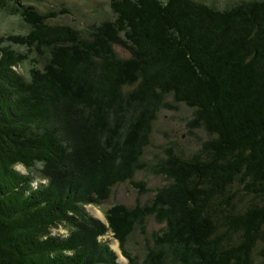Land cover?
<instances>
[{"label": "trees", "instance_id": "16d2710c", "mask_svg": "<svg viewBox=\"0 0 264 264\" xmlns=\"http://www.w3.org/2000/svg\"><path fill=\"white\" fill-rule=\"evenodd\" d=\"M0 8L13 15L23 9L29 29L0 35V264H118L100 237L110 230L115 209L120 218L113 221L120 226L132 206H112L106 222L85 211L89 203L101 208L96 194L109 199L92 172L103 169L97 165L102 159L86 160L76 144L73 151L63 128L54 126V112L76 98L93 120V108L100 109L107 129L109 110L125 85L147 116L157 99L172 96L194 109L212 136L205 154L181 157L160 172L173 182L169 194L164 197L163 188L155 197L163 192L173 204L181 200L179 237L193 238L212 264H264V0L224 10L198 0H110L112 20L90 38L54 23L65 10L42 13L23 0H0ZM116 45L130 58L120 57ZM31 52L44 75L23 73ZM147 116L136 110L127 131L114 139L122 141L126 132L128 142L148 135ZM64 161L89 176L56 174L51 167ZM119 171L129 177L116 183L133 182L126 168ZM147 204L135 208L136 220L152 217ZM59 228L66 234L53 232ZM112 229L121 244L129 243V231ZM166 243L160 252L180 247Z\"/></svg>", "mask_w": 264, "mask_h": 264}, {"label": "rangeland", "instance_id": "374dc122", "mask_svg": "<svg viewBox=\"0 0 264 264\" xmlns=\"http://www.w3.org/2000/svg\"><path fill=\"white\" fill-rule=\"evenodd\" d=\"M198 1L224 10L254 0ZM23 2L42 13L68 11L67 14L61 13L54 23L77 27L86 38L93 36L91 34L96 32L94 29H101L100 23L105 20H112L113 17L110 0H23ZM19 10L22 11L23 9ZM20 11L13 15L10 9L3 11L0 8V35H26L28 33V25ZM94 25H97V28H93ZM116 51L120 57L130 58L129 51L121 45H116ZM27 58L26 64L23 65V73L26 71L31 73L33 70L32 77L44 75L43 65L38 62V58L32 52ZM123 93L124 96L118 98L109 110L107 129L101 125L100 114L102 111L94 107L93 111L96 112L98 118L93 120L89 112H85L83 105L75 100L74 96H71L74 101H64L63 105L60 104L59 107L55 108L54 126L59 129L63 128L70 143L74 144L73 151H75L76 144L78 153L80 154L82 151L81 155L85 156L86 160L87 157H92L95 160L101 158V162H97V165L106 169V171L100 170L98 174L94 170L92 172L98 179L97 188L104 193L103 195L107 196L108 194L109 199L104 201L101 196L96 194L94 196L95 202L102 204L100 210L89 203L85 205V211L96 220L103 222L106 220L107 210L112 206L116 204L132 206L129 209L130 218L120 224L122 226L123 223L124 227L118 226L113 221V218L115 220L120 218V211L115 209L108 220L109 224L107 223L110 230L100 237L103 242L111 245L118 254V264H160V262L163 264H194V262L212 264V261L207 258V251L203 247L195 245L193 238L189 240L187 234L184 237L180 234L179 237L177 230L180 232L182 227L181 200L176 199L175 204H173L172 199L165 200L163 198L165 190L171 191L168 186L173 180L160 173L163 166H170L172 162L181 157L188 160L200 152L205 154L212 136L198 120L196 111L177 102L172 96L163 102L157 99V103L160 105L158 106L156 103L154 112L150 110L147 116V110L137 108L136 102H133L131 94L134 92H130L127 85H125ZM136 110L139 111L140 116H147L148 118L147 122L150 124L148 135H138L137 126L128 123V128L133 127L134 133L137 134V139L133 137V141L128 142V132L124 133L122 141L114 139L116 133L127 131L126 122ZM129 144H134V149H130ZM76 158L79 159L80 156L78 155ZM74 166L70 167V163L64 161L59 166L54 165L51 168L56 171V174L68 175L75 172L79 173L77 174L79 176H83L84 173L85 176H89L84 168ZM120 167L126 168V171L132 174L133 182H130L131 178H129L125 183H116L117 180H122L121 178L129 177L124 172L119 171L118 173ZM19 169L24 171L22 168ZM35 175L39 176L40 172L37 171ZM111 179L112 181L109 182ZM109 185L113 190L107 192ZM163 188L167 189L155 197ZM168 192H164V197L169 194ZM171 193L173 194V192ZM178 197L180 198L179 195H176L171 198ZM138 202L139 204H137ZM142 203H148L147 205L153 208L152 217H148L145 221H138L135 218L137 213L135 208ZM112 227L129 231V243L121 244L122 241L112 231ZM53 232L66 234V230L63 228ZM170 240L179 243L180 247L177 245L171 247L172 252L175 253L164 251V248L160 252L161 245ZM166 246L170 247L168 243ZM257 260L259 261L258 258Z\"/></svg>", "mask_w": 264, "mask_h": 264}]
</instances>
